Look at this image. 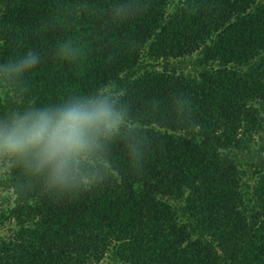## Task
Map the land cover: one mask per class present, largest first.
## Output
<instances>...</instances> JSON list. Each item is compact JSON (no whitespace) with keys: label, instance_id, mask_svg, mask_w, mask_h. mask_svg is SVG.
Returning <instances> with one entry per match:
<instances>
[{"label":"trees","instance_id":"1","mask_svg":"<svg viewBox=\"0 0 264 264\" xmlns=\"http://www.w3.org/2000/svg\"><path fill=\"white\" fill-rule=\"evenodd\" d=\"M25 50L0 116L110 88L135 127L75 198L0 163V264H264V0H0V63Z\"/></svg>","mask_w":264,"mask_h":264},{"label":"clouds","instance_id":"2","mask_svg":"<svg viewBox=\"0 0 264 264\" xmlns=\"http://www.w3.org/2000/svg\"><path fill=\"white\" fill-rule=\"evenodd\" d=\"M120 11H123L121 9ZM71 41L57 46L65 60L78 56ZM41 63V55L25 50L0 63V95H19L24 78ZM135 125L114 89L75 93L51 104H29L0 116V163L19 167L40 180L52 197L75 198L91 191L109 168V145ZM135 163L142 162L139 146L129 143Z\"/></svg>","mask_w":264,"mask_h":264},{"label":"rangeland","instance_id":"3","mask_svg":"<svg viewBox=\"0 0 264 264\" xmlns=\"http://www.w3.org/2000/svg\"><path fill=\"white\" fill-rule=\"evenodd\" d=\"M192 60H193V57L187 59V61H184V64L182 66H179L178 64H176V67L180 70H190L192 69ZM258 148V147H257ZM246 154V153H245ZM243 156L244 155H239V158L243 159ZM7 229L6 227L5 228H2L0 229V234L4 235V234H7ZM102 264H114L112 263L109 259H107L105 262H103Z\"/></svg>","mask_w":264,"mask_h":264}]
</instances>
